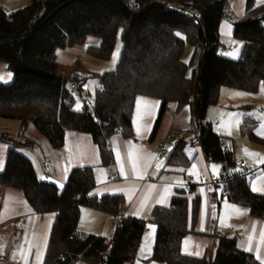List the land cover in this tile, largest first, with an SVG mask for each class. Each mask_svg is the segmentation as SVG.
<instances>
[{
    "label": "trees",
    "instance_id": "1",
    "mask_svg": "<svg viewBox=\"0 0 264 264\" xmlns=\"http://www.w3.org/2000/svg\"><path fill=\"white\" fill-rule=\"evenodd\" d=\"M197 19L168 10L163 4L138 0H29L12 12L0 8V63L11 73L9 84L0 82V117L19 124L17 139L10 140L0 170V188L22 191L33 211L54 213L42 264H78L98 260L104 264H132L146 222L156 225L151 259L164 264H261L241 250L234 237L217 235L211 263L209 257L183 254V236L195 231L198 198L188 199L182 190L166 206L153 208L150 219L122 216L113 237L78 233L81 207L118 214L123 198L118 194H90L95 180L91 166L73 167L60 188L39 179L33 164L19 149L34 147L25 135L31 125L53 148L64 141L65 130L84 132L98 148L100 165L112 164L108 137L114 133L132 137L130 119L137 95L156 98L160 107L150 132L158 129L168 103L188 104L200 131V148L224 169L234 165L232 152L220 148L223 139L206 119L217 104L222 87L253 93L264 85V4L246 0L245 16L233 21V36L242 42L237 59L221 52L218 26L227 17L225 0H191ZM120 40L119 55L111 68L92 71L93 112L74 108V95L67 76L59 72L57 50L84 45L94 59L108 61ZM185 44L199 51L197 67L183 58ZM81 84V83H80ZM257 120L244 118L239 132L254 141ZM184 141L171 149L167 162L185 166ZM228 202L248 207L252 217L264 220V194L254 192L247 178L225 187Z\"/></svg>",
    "mask_w": 264,
    "mask_h": 264
},
{
    "label": "crops",
    "instance_id": "2",
    "mask_svg": "<svg viewBox=\"0 0 264 264\" xmlns=\"http://www.w3.org/2000/svg\"><path fill=\"white\" fill-rule=\"evenodd\" d=\"M225 3L230 9L227 15H230L233 21L245 16L246 0H225ZM236 3H238V10L234 7ZM261 4H264V0H254V5ZM218 33L223 54L227 58L237 59L242 49V42L233 36V24L227 21V17L220 21ZM98 43L99 40L89 37L84 45L57 50L56 53L70 58L78 65L81 57L89 56L85 52L86 46ZM115 61L112 59L101 61L108 63L106 67L87 63V61L84 64L89 66L88 74L90 75L92 71L111 68ZM73 71L75 70H68L65 66L61 68L60 64L61 74L67 76ZM86 86L87 83L84 81L85 89ZM223 88L228 87L220 88L218 102L208 108L206 119L225 140L228 149L232 152L234 165L230 169H224L221 162L206 159L202 149L192 144L188 132L191 118L188 104L168 103L156 134L150 138L160 101L144 95H137L134 99L130 119L132 137L126 138L119 133L108 137L107 146L112 155L111 165H100L98 148L92 143L90 136L74 130H65L62 146L53 148L29 125L25 130V135L34 139L36 144L32 148L29 147L30 150H27L28 146L22 147L19 152L31 161L39 179L54 183L60 188L73 167L91 166L95 185L90 194L97 197L104 194L121 195L123 204L117 214L120 216L131 215L150 219L153 208L166 206L177 191L182 190L188 199L196 196L198 215L195 231L183 236L180 244L181 252L196 257H207V251L211 245L216 243V236L220 234L234 237L239 249L252 253L261 262L264 260V240L261 238V233L264 232V220L252 217L248 207L228 202L225 198L220 199L216 206L210 204L207 199V194L211 190L208 182L209 175L235 171L241 160L247 161L251 171L250 176L254 177L250 185L252 190L253 184L264 181V148L259 147L257 141L239 132V125L244 118L255 119L253 115L255 105L252 97L245 95L249 92L233 88L230 89L236 91H221ZM138 97L143 98L139 112ZM80 100L82 102L81 98ZM144 101L151 102L150 111L147 113L143 111ZM76 103L75 99L74 105ZM83 106L82 102V108ZM13 127L17 137L19 124L17 129L15 125ZM5 129L10 130L8 126ZM6 130L0 133L7 135ZM254 134L259 138H264L262 135H257L256 129ZM180 140L185 142L183 152L189 161L185 166L172 165L167 162L171 149ZM159 141L165 142L168 152H160L157 146ZM130 152L132 153L131 159L129 158ZM249 153L256 155H249ZM46 155L51 159V167L48 172L44 173L40 169L39 161ZM255 161L262 163L261 168L255 165L251 168L252 162ZM133 162L136 164L135 173ZM186 184L189 185L188 190L184 189ZM261 185L263 188H257L254 192L264 194V184ZM231 206L246 210V214H237ZM109 215L95 208L81 207L77 224L78 233L111 239L115 226L109 220ZM222 218L224 224L228 226H222ZM53 219V212L39 214L33 211L21 190L12 187L0 188V256L3 257L0 264H42ZM231 229H235L236 232L232 233ZM155 234L156 225L149 220L144 226L132 264H164L151 259ZM142 245L144 246L143 251Z\"/></svg>",
    "mask_w": 264,
    "mask_h": 264
},
{
    "label": "built area",
    "instance_id": "3",
    "mask_svg": "<svg viewBox=\"0 0 264 264\" xmlns=\"http://www.w3.org/2000/svg\"><path fill=\"white\" fill-rule=\"evenodd\" d=\"M129 2H134L138 0H127ZM149 2H157L164 5V7L168 10L177 12L181 15L194 17L197 19L198 13L197 11L191 7L190 2L191 0H144ZM227 21L229 23H233V18L230 15H227ZM221 52L223 53V50L221 49ZM84 75L80 72H70L67 74L68 79V88L70 91H75L79 94V96L83 100V105L88 108V111L90 113L93 112V99L90 96V94L87 92V90L84 87H81V82L84 80ZM188 132L191 137L192 144L195 146L200 147V131L199 128L193 118V116L190 118V123L188 125ZM158 149L160 152L166 153L168 152V148L164 141H159L157 143ZM220 148L223 151H226L228 149L227 144L224 139L220 141ZM27 150H30L29 147H27ZM206 159H209L206 157ZM40 169L46 173L50 170L51 167V159L49 156H44L41 161H39ZM251 174L250 168L248 167V163L246 160H241L238 162L237 169L235 171H232L230 173L226 174H220V175H209V185L211 187V190L207 194V199L210 204L216 206L220 199L224 198L226 195L225 187L232 183L236 179H244L248 178ZM109 181V179H107ZM185 190L189 189V185L186 184L184 186ZM109 220L114 224L116 227H121L122 225V216L117 214H110ZM231 232H236L235 229H231ZM214 246L211 245L209 248V262L211 263L213 259L214 254ZM108 255V251L104 250L100 258L94 262L85 263V264H104V260L106 256ZM3 260V257L0 256V261Z\"/></svg>",
    "mask_w": 264,
    "mask_h": 264
},
{
    "label": "rangeland",
    "instance_id": "4",
    "mask_svg": "<svg viewBox=\"0 0 264 264\" xmlns=\"http://www.w3.org/2000/svg\"><path fill=\"white\" fill-rule=\"evenodd\" d=\"M28 2H29V0H0V8H2L5 12H10V11L12 12L18 8L25 6ZM234 7H235V9L238 10V3H236ZM225 10L227 13L230 10L227 7L226 3H225ZM119 50H120V40H119V36H118V39H117L115 46L113 48L112 57H111L112 60L117 59V57L119 55ZM114 54H115V59H114ZM198 56H199V51L194 52V49L190 45L185 44L184 49H183L182 58L187 64L189 63V61L191 62V68L197 67ZM56 58H57V61L59 62V64H61V68H62V66L63 67L65 66L68 70L74 69L75 71L81 72L84 75V77H85L84 81H86V83H87L86 90L89 92L90 96H91L92 90L94 88L95 81L88 74L90 68L88 65L84 64L85 61H87V63H91L94 65L103 66V67H106V65L108 64L105 62L102 63L101 61L94 59L91 56L81 57V62L78 65H76L70 58H68L66 56H62V54H60V53L56 54ZM9 73L10 72H8L7 68H5V65L3 63H0V82H2L4 84H9L12 81V76L11 75L9 76L8 75ZM84 81L81 82V87H83ZM221 91H236V90H232L230 88H223ZM72 93H73L75 99L77 100V103L74 105V108L76 110H82L83 100L81 102V100H80L81 97L80 96H79L80 98L78 97L79 94L77 92L72 91ZM245 95H249L250 97H252L253 103L255 105L253 115H254L255 119L257 120V124H256L254 130L256 129V132H257L258 130H261L262 125H264V91H262V84L258 85L255 92L248 93ZM222 96H225V94H222ZM14 125H15V128L17 129L18 128V122L17 121L10 120V119H4V118L0 117V132H2L3 130H6L5 128L8 126L10 128V130L7 129L6 131L8 132V134L7 135L4 134V135H5V137H8L11 141L14 139H17L16 132H15V129L13 127ZM263 140H264V138H263ZM257 145L259 147L264 148V141L257 142ZM10 147H11L10 142H6L0 138V170L2 169L3 164H4L5 153H6L7 149ZM20 151H22V150H20ZM251 165H252L251 168L254 167L253 165H255L257 168H261L262 163L255 161V162H252ZM262 169H263V167H262ZM258 173H260V172H258ZM255 176H257V175H255ZM252 178H254V177L250 176L247 178V182L250 185H251ZM261 184H264V181L257 183L255 185L256 188H263ZM213 246H214V244H213ZM214 248H215V246H214ZM208 256H209V250L207 251V257ZM77 263L78 264H85L82 259H78Z\"/></svg>",
    "mask_w": 264,
    "mask_h": 264
},
{
    "label": "snow or ice",
    "instance_id": "5",
    "mask_svg": "<svg viewBox=\"0 0 264 264\" xmlns=\"http://www.w3.org/2000/svg\"><path fill=\"white\" fill-rule=\"evenodd\" d=\"M114 59H115V54H114ZM8 75L10 76L11 74L9 73ZM262 91H264V85H262ZM142 99L143 98H139V97L137 98V108H138V112L141 110V101H142ZM150 108H151V102L144 101L143 102V111L145 113H147V112L150 111ZM133 123L135 125V123H136L135 118H134ZM257 135L264 136V125H262V129L261 130H258L257 131ZM245 151L247 153V150H245ZM249 155H256V154H250L249 153ZM129 158L130 159L132 158V153L131 152L129 153ZM213 167H215V166H213ZM133 172L134 173L136 172V164H135V162H133ZM122 174H123V170H122ZM256 190H257V188H256L255 184H253V191H256ZM231 207H232L233 211H235L237 214H241V215L246 214V210L237 209V208H235V206H231ZM221 224H222V226H228V225L224 224L223 218L221 219ZM261 238H262V240H264V232L261 233ZM249 239H251V237H249ZM143 248H144V246L142 245V251H143ZM245 250H249V249H245ZM261 264H264V260L261 261Z\"/></svg>",
    "mask_w": 264,
    "mask_h": 264
}]
</instances>
